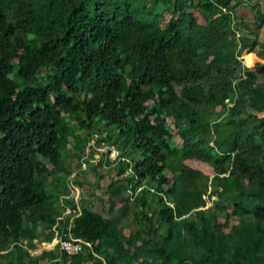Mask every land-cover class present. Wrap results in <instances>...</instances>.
<instances>
[{
  "label": "trees",
  "instance_id": "16d2710c",
  "mask_svg": "<svg viewBox=\"0 0 264 264\" xmlns=\"http://www.w3.org/2000/svg\"><path fill=\"white\" fill-rule=\"evenodd\" d=\"M241 1L0 0V264H264V62L240 57L264 11L219 7ZM72 188L57 227L89 245L31 254Z\"/></svg>",
  "mask_w": 264,
  "mask_h": 264
},
{
  "label": "built area",
  "instance_id": "2783aa9c",
  "mask_svg": "<svg viewBox=\"0 0 264 264\" xmlns=\"http://www.w3.org/2000/svg\"><path fill=\"white\" fill-rule=\"evenodd\" d=\"M219 7L221 8V10L223 12H225V13L229 12L230 16L233 18L234 11H230L226 7H223V6L222 7L219 6ZM239 36H240V33L238 31H236V38L238 39ZM105 149H106V151H105L104 156L108 157L110 160H115L117 158H120L119 152L115 147L111 146V147H109V149L108 148H105ZM72 176H73V174H72ZM74 190H76L75 196H74L75 201H76L78 198V196H77L78 195V189L77 188H72L71 192L68 196H61L60 197V204L63 207V211L57 217V221L52 226V231L54 232V237H53L52 242L51 243H43L44 248L52 249L55 245H59V249L61 251L65 252L66 254L76 255L82 250V247L84 244L89 245L88 242H85V241L81 240L80 238H74V237L63 238L64 235L62 233H60V231L57 227L59 222L64 221L65 218L67 216H69L71 213H73V214L80 213L79 205H77L76 208H74V209L64 205V199L68 198L71 195H74ZM76 204H78V203H76ZM41 249H42V246H40L38 248H34V249H29V251L31 254H38L41 251Z\"/></svg>",
  "mask_w": 264,
  "mask_h": 264
},
{
  "label": "rangeland",
  "instance_id": "374dc122",
  "mask_svg": "<svg viewBox=\"0 0 264 264\" xmlns=\"http://www.w3.org/2000/svg\"><path fill=\"white\" fill-rule=\"evenodd\" d=\"M192 12L194 13V15L196 16L198 22H204L203 20V17L200 15L199 11L197 9H193ZM169 17V15H165V19L167 20ZM241 57V56H240ZM242 59V62H243V58L241 57ZM244 63V62H243ZM246 64V63H245ZM247 66V65H246ZM252 65H250L249 67H251ZM228 105H231L230 102H228ZM171 132L174 133V141L175 142H180L179 140V137L176 135L175 133V129L174 128H171ZM88 149H87V153H85V158H89V155H88V152L90 150H94V159H92L94 161H96L97 159L99 160L101 155H104L105 154V151H106V147L105 146H102V147H98L96 144H95V139L91 140L88 144ZM104 169H103V172H104V176H103V180L101 181V184L102 186H105V184L110 180L111 176L114 175V172H113V169L108 167L107 164L104 163L103 165ZM191 166L195 167V168H198V169H201L203 172L207 173V174H212V168L207 165L206 163H203V162H200V161H197V160H194L191 162ZM108 168V169H107ZM97 189V188H96ZM100 189V190H98ZM97 189V193L99 195H101V197L103 196V199H106L107 196L106 194L104 193V190H102L101 188H98ZM105 194V195H104ZM83 197L87 200H91L94 202L96 208H99V204H101V200L99 199V196H89L87 195V193L85 192L83 194ZM206 200H207V204H210V201L207 199V197H205ZM104 202V201H103ZM117 206H119V203H117ZM222 220V219H221ZM40 246V245H39ZM42 248H44L43 246V243H42Z\"/></svg>",
  "mask_w": 264,
  "mask_h": 264
},
{
  "label": "crops",
  "instance_id": "0c3cea01",
  "mask_svg": "<svg viewBox=\"0 0 264 264\" xmlns=\"http://www.w3.org/2000/svg\"><path fill=\"white\" fill-rule=\"evenodd\" d=\"M237 1L238 0H232L233 4L236 3ZM258 9L264 11V0H242L240 4L234 8V13L237 17V23H240L244 30H246L247 27L248 28L252 27ZM257 39L261 44H264V24L257 31ZM245 54H251L254 57L255 61L252 63L251 67H253L256 62H264V58L259 57L256 53V50L253 52L244 51L241 54L244 64H245V60H244ZM245 65H247L248 68H251L249 67L250 65L248 64ZM34 241L36 242L37 239H34ZM42 242L51 243L52 241L50 242L42 241ZM48 250L50 251L52 249H48Z\"/></svg>",
  "mask_w": 264,
  "mask_h": 264
},
{
  "label": "clouds",
  "instance_id": "9594fccd",
  "mask_svg": "<svg viewBox=\"0 0 264 264\" xmlns=\"http://www.w3.org/2000/svg\"><path fill=\"white\" fill-rule=\"evenodd\" d=\"M235 14V13H234ZM239 32V31H238ZM244 64V63H243ZM246 66V65H245ZM242 77H243V74H242ZM106 148H108L109 149V147H107V146H105ZM118 150V149H117ZM109 151V150H108ZM119 152V151H118ZM121 159H123V157H120ZM43 243H46V242H43ZM42 245V244H41ZM40 245V246H41ZM42 249H49V248H42Z\"/></svg>",
  "mask_w": 264,
  "mask_h": 264
}]
</instances>
